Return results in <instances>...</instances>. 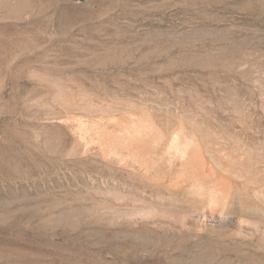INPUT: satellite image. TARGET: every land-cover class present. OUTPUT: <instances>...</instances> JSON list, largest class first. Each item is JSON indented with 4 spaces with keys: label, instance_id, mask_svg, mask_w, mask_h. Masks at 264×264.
<instances>
[{
    "label": "rangeland",
    "instance_id": "374dc122",
    "mask_svg": "<svg viewBox=\"0 0 264 264\" xmlns=\"http://www.w3.org/2000/svg\"><path fill=\"white\" fill-rule=\"evenodd\" d=\"M159 116L264 179V0H0V264H264L139 215Z\"/></svg>",
    "mask_w": 264,
    "mask_h": 264
},
{
    "label": "bare ground",
    "instance_id": "6f19581e",
    "mask_svg": "<svg viewBox=\"0 0 264 264\" xmlns=\"http://www.w3.org/2000/svg\"><path fill=\"white\" fill-rule=\"evenodd\" d=\"M153 124L159 127V132L151 133L148 124L139 129L142 133L141 145L153 154L151 171L158 177L162 173L167 174L166 184L155 180L161 183L157 185L172 192L185 207L175 212L151 207L139 215L152 224L186 230L197 243L207 236L209 243L213 241L206 248L211 258L218 255L217 247L227 246L240 249L247 256L251 250L264 255V179L254 181L243 166L236 168L232 165L235 162L231 164V161L217 159V165L214 161L212 163V159L205 155L200 136L181 121L159 116ZM180 146L187 149L183 155L177 153ZM185 215L193 220L187 221ZM201 217L205 218V224L195 222ZM207 221L211 223L207 224ZM204 242L207 243L206 240ZM250 259L253 263L259 260L256 257Z\"/></svg>",
    "mask_w": 264,
    "mask_h": 264
}]
</instances>
